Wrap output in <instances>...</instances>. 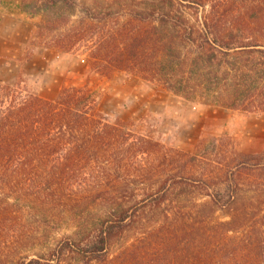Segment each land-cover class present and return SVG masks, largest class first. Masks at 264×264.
Listing matches in <instances>:
<instances>
[{"label":"trees","instance_id":"1","mask_svg":"<svg viewBox=\"0 0 264 264\" xmlns=\"http://www.w3.org/2000/svg\"><path fill=\"white\" fill-rule=\"evenodd\" d=\"M232 2L228 12L219 0L16 6L40 18L46 49L81 55L102 76L125 72L190 102L264 113V0ZM135 128L104 116L87 89L46 100L0 81V264H109L115 242L169 205L164 254L149 259L133 248L117 263L264 264V152L233 151L219 179L204 164L207 148L183 153ZM100 209L103 218L85 227L81 218L68 238L29 255L33 225L40 247L60 219ZM217 213L226 220L214 221Z\"/></svg>","mask_w":264,"mask_h":264},{"label":"rangeland","instance_id":"2","mask_svg":"<svg viewBox=\"0 0 264 264\" xmlns=\"http://www.w3.org/2000/svg\"><path fill=\"white\" fill-rule=\"evenodd\" d=\"M2 1L10 9L18 10L17 0ZM108 1L77 0L81 6L97 3L102 7ZM230 1L219 0L218 5H223L227 12L231 9L236 11L235 4ZM28 18L31 27L27 29L19 24L18 31L13 35L8 32L10 26H4L7 29L0 41V81L20 84L23 89L46 100H54L66 88L87 89L94 93L101 113L112 121L119 119L134 123L138 133L183 153L194 154L199 145L207 148L209 160L204 164L219 179L227 169V163L232 164L233 151L240 158L264 152V113H244L190 102L174 96L158 83L125 72H116L111 77L102 76L93 71L81 55L60 54L46 49L38 37L40 18ZM213 145H216L214 154ZM171 208L169 205L157 213L148 211L142 225H135L115 242L110 251L109 264H119L120 255L133 248L141 249L138 251L144 258H160L166 250L169 232L174 230L173 223L166 218L172 214ZM103 211L92 210L83 216L77 214L74 219L70 216L60 219L48 228V241L44 238L43 244H46L40 247L35 244L43 240L42 231L39 226L33 225L30 228L34 237L29 240L33 243L32 246L28 244L29 255L42 253L44 247H53L68 238L81 218L85 219L81 222L83 227L92 225L97 218H103ZM221 217L217 213L214 221L226 220ZM240 237L233 233L228 235L230 240ZM143 241L150 243L143 246ZM213 241L212 245L219 243L216 246L218 253L222 242L219 239Z\"/></svg>","mask_w":264,"mask_h":264},{"label":"crops","instance_id":"3","mask_svg":"<svg viewBox=\"0 0 264 264\" xmlns=\"http://www.w3.org/2000/svg\"><path fill=\"white\" fill-rule=\"evenodd\" d=\"M3 1L0 0V41L3 40L6 33H3L6 31L7 28H4V26H10L9 33L13 35L16 33L19 29L17 25L23 24L25 27H31V25L28 23L29 18L26 14L20 12L19 10L15 11L13 9H10L9 7L5 6ZM15 27L14 29L12 27Z\"/></svg>","mask_w":264,"mask_h":264}]
</instances>
